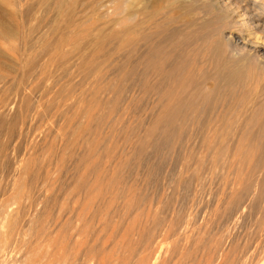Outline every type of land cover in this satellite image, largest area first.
<instances>
[{
	"label": "rangeland",
	"instance_id": "obj_1",
	"mask_svg": "<svg viewBox=\"0 0 264 264\" xmlns=\"http://www.w3.org/2000/svg\"><path fill=\"white\" fill-rule=\"evenodd\" d=\"M2 1L0 12L8 14L17 8L22 12L19 21H26V66L34 58L41 59L43 67L49 66L44 68L41 80H22L18 75L0 90V149L8 154L0 158V196L6 194L3 200L7 199L18 186L19 190L23 186L26 196L29 191L33 195L26 199L29 214L25 218L27 224L23 223L25 233H20L21 237L14 235L15 243L7 251L0 250V259H5L4 250L8 254L6 259L14 262L7 260L8 264H151L155 257L160 258L158 264H264V219L259 223L260 215H248L250 202L245 200L249 198H244L243 206L248 204L247 208L241 206L232 212L233 217L225 210L235 191L260 179L258 173L251 174L249 166L242 163V142L237 137L231 142L232 135L224 139L225 129L221 130L224 133L217 132L223 137L212 134L207 140L200 125L190 123L181 128L182 140L177 138L162 152H153L151 144L162 138L154 124L161 108H155V96L148 95L149 100L137 89V57L143 49L125 45L118 22L124 14L117 16L112 0H79L73 13L64 17L60 16L56 0H14L16 8ZM128 1L135 14L154 4V0ZM205 3L208 0H199L197 5ZM67 18L71 19L70 24ZM82 30L90 35L81 51H75L72 41ZM61 39L67 56L64 65L57 62L59 56L50 60L44 49L46 44L52 46ZM190 46L189 61H194L198 68L207 60L202 57V45ZM101 48L111 50L110 54H102ZM7 61L3 59L6 65L0 67L9 71L13 64ZM153 81L152 78L151 84ZM108 85H112L111 90ZM120 89L128 98L121 101L115 112L111 102ZM29 105L31 110L39 108L46 115L42 122H38L33 111L25 113ZM220 111H214V116ZM22 114L29 116L20 121ZM222 149L229 151L220 160ZM234 162L237 165L230 168ZM157 219L164 222L159 227ZM188 219L192 221L188 233L180 236V226ZM4 220L0 215L3 232L7 231Z\"/></svg>",
	"mask_w": 264,
	"mask_h": 264
},
{
	"label": "bare ground",
	"instance_id": "obj_2",
	"mask_svg": "<svg viewBox=\"0 0 264 264\" xmlns=\"http://www.w3.org/2000/svg\"><path fill=\"white\" fill-rule=\"evenodd\" d=\"M4 1H2V2L5 3ZM6 1L9 4V6H13V8L17 7L14 0H6ZM198 1L199 0H194L191 2H187V1L186 2H180V1L178 2V0H154L153 1L154 4L151 6V8H149V6H147V8H148V9L146 8L147 10L143 9V11L136 13V14L133 11H130L131 8L129 9V5H131V4L128 0H112L111 2H113V4L115 5V11H116L117 16L124 14V17L119 19L118 22L122 25V31L121 32H122V34H124V36H125L124 38H126V40L124 39L125 45L127 47H131V48L133 47L132 49H134L136 46H140L139 49H143L141 51L139 50L138 54L140 56L137 57V58H139L138 63H137L139 71L136 74L137 78H138V79L136 78L138 80V88L137 89H138V91H140L141 95L144 98H145V96H148V95L155 96L156 100L154 101V106L157 109L161 108L160 111L158 112L156 118H155L154 124L159 129V132H160V135L162 136V138L160 140L156 141L155 143L151 144V148H152L153 152L154 151L156 153L162 152L164 148L171 146L172 143H174V141L177 138H180L182 140V138L184 137L183 136L184 133L181 131L182 130L181 128H182V126L190 124V123L191 124L192 123H198L200 125V127L202 128L201 132L203 133V136L205 138H207V140L208 139L210 140L213 135H215L217 137V135H219L223 132V131L221 132V130L225 129L227 132L226 136L223 137V134L219 135V136H222L224 139H226V137L228 138L229 136L232 135L231 142L233 141L234 137H235V139L237 137L238 142L240 141L243 144V146L240 147L242 153L239 155L243 159L242 163L247 164L249 166L251 174L258 173L260 176L259 180L254 181V182L249 181V182H247L245 187L235 191L232 194V197L231 198L229 197L230 200L227 202L229 204V206L225 210L227 211V214H228V212L229 213L231 212V215H232V212H236L241 206H242L241 208H245L246 206H248V204H246V206H243L244 198L246 199L248 197L249 199L245 200V202L246 201L248 203L250 202L248 210H247L248 215H253V216L255 214L260 215V218H259V223H260V221H263L261 219H264V0H208L207 4L205 3L201 6L197 5ZM79 3H80L79 0H56V5L59 8V13H60L61 17H64L65 15H70L71 13H73L74 6L78 5ZM3 5H5V4H3ZM20 13H22V12L17 8L12 10L11 13H8V14H6V12L5 13L0 12V65L1 64H2L1 66H3V64H4V66L6 65V63L2 62L3 59L5 61L8 60L7 62H9V63L12 61V64H13L11 66V68H9V71L6 69L4 70L3 67H0V85H1L0 90H2V86H4L3 84L6 85V83L8 81H10L11 78L16 79V77L18 75L21 76L22 80L26 79V77L31 78V79L34 77L37 80L38 79L41 80V78H43V76L45 75V71H46V69H44V68H47L49 66V65L48 66L46 65L43 67L42 66L43 63L41 64V61H40L41 59L36 60V58H34L36 61L31 59V61L26 66V55H25L26 53L24 54V52L26 51V44H27L28 40L26 41V35L23 32V29L24 30L26 29V21L23 20L24 21L23 23H21L19 21V20H22ZM206 17H208L209 19ZM136 19H138V20H136ZM204 19H205V22H201ZM68 20L70 21L71 19H68ZM70 23H71V21L69 22V24ZM174 25L176 27H174ZM74 27H75V24H74ZM89 35L90 34L88 31L82 30V32L78 33L76 39L73 38L74 41H72V43L74 45L75 51H81L83 45L85 44L84 42L87 41L85 39ZM92 35H93V33H92ZM99 36H101V35H99ZM35 37H37V36H35ZM90 41H91V43L92 42L94 43V41H92V40H90ZM192 43H194L195 45H198V46H200V44L202 45V48H201L202 52L201 53H202V55H204L202 57H203V59L204 58L207 59L204 63L201 62L202 65H200L198 68H196L194 61L193 62L189 61L190 59H189V54H188L187 50H188V48L190 49V47L192 46V45L190 46V44H192ZM63 47H64V40L61 39V40L56 41L54 43V45H52V46L51 45L48 46L46 44L44 49L49 54V56L51 58L50 60L53 61L57 56H59V57H57V58H59V61H57V62L60 65H64L66 63L67 56L65 55L66 53L65 54L63 53ZM197 49H200V48H197ZM193 50H194V48H193ZM193 50H192V52H193ZM110 51H106V50L102 49L101 52H102V54L106 55V54H110ZM196 51L199 52L198 50H194V52H196ZM84 53H87V51H85ZM189 53L191 54V52H189ZM42 54H45V52L43 51ZM112 54H113V52H112ZM8 55H9V58H7ZM39 56L40 55H38V57ZM200 56H201V54H200ZM10 57H11V60H10ZM42 59H44V58H42ZM57 62H55V63H57ZM55 63H53V65ZM42 67H43V70H42ZM152 78L155 81H153L151 84ZM108 87H109L108 88L109 90L112 89V85L111 86L108 85ZM117 88H119V87H117ZM114 90H116V89H114ZM125 96H127V94L123 90L120 89L117 91L116 98L113 99L111 102V106H112L113 110L117 109L119 104H122L121 101L125 98ZM68 97H69V95H68ZM127 98L128 97H126L125 99H127ZM144 98H143V100H144ZM148 98H149V96H148ZM64 99H66V98H64ZM125 99H124V101H125ZM149 100H150V98H149ZM140 102H142V101H140ZM12 104H14V103H12ZM15 104H17V103L15 102ZM120 107H121V105H120ZM38 109L39 108H36L34 110V108H33L31 110V107L29 105L26 107L25 113L29 114L30 111H33L34 116H37V118L39 119L38 122H42L44 116H46V115H44L43 112L39 111ZM48 109H49V107H48ZM6 110L9 111L10 109L7 108ZM62 110H63V108H62ZM216 110L217 111L221 110V111L219 113L217 112L218 115L214 116V114L216 112L215 113H213V112ZM54 111H56V110H54ZM48 112H50V111H48ZM51 112H52V110H51ZM115 112H116V110H115ZM4 113H5V111H4ZM45 114H47V113L45 112ZM28 116L29 115H23L22 114V116L20 117V121H21V119L26 120V118H28ZM17 119H19V118H17ZM34 119L32 121H34ZM28 122L30 123V121H28ZM25 123H27V122H23L24 125H25ZM29 123H27V124H29ZM19 124H21V123H19ZM29 128H31V127H29ZM23 129H24V127H23ZM11 132H12V130H11ZM217 132L218 133L220 132V133L217 134ZM151 134H152V132H151ZM18 135H20V134H18ZM24 135H25V133H24ZM13 136L18 137V138L21 137V136H15L14 134H13ZM11 137L12 136L10 135V138ZM216 137H214V138H216ZM8 138H9V136H8ZM150 138L152 139L153 137H150ZM147 139H148V143H149L150 139L149 138H147ZM228 139H226V140H228ZM11 140H13V138H11ZM16 141L17 140H15L14 142H16ZM122 141H124V140L122 139ZM203 141H204V139H203ZM226 145H228V144H226ZM138 146H140V145H138ZM232 146H233V144H232ZM14 147L18 148V145H16V143H15ZM228 151H229V149L228 150H224V149L220 150V152H219L220 160L224 156H226V154H227L226 152H228ZM189 154H191V153H189ZM228 155H230V154L228 153ZM7 156H8L7 152L0 149V158H5ZM163 156H165V155L163 154ZM240 157H238L237 159H241ZM204 159H205V157H204ZM21 161L19 163H21ZM25 162H26V160H25ZM240 162H241V160H240ZM198 164H200V163H198ZM236 165L237 164L235 162L231 163L230 168H233ZM19 166H20V164H19ZM18 168H15V169H18ZM15 171H17V170H15ZM185 172H186V170H185ZM24 177H21L19 179H22ZM198 178H199V176H198ZM39 181H40V179H39ZM42 184L45 185V183H42ZM46 184H47V182H46ZM14 187L15 186H13V188ZM45 187H47V185ZM17 188H19V186L14 188L16 190L15 193L10 192L13 194L9 195L8 197H5L7 199L3 200V197L6 194H2L0 196V202H1L0 203V215L3 216L5 219L4 221H6V222L3 221L4 225L7 224L5 226L6 227L5 229H7V231L3 232L2 231L3 229L0 228V250L2 248H4V250L6 249L5 251H7L9 246H12L15 243V242L13 243V237L16 233H18L19 235H20V233H21V235L23 233H25L24 229L26 226L24 224H27L25 222V218L27 220L28 216L26 214H29V212L28 213L26 212V204H27L26 199H29L30 194L32 195V193H31L32 191L31 192L29 191L30 194L27 193L28 194L27 195L28 197H27L25 192L22 191V189H24L23 186L20 188V190ZM43 188H44V186H43ZM194 188H196V187H194ZM3 190H4V188H3ZM35 190L37 191V189H35ZM6 191L9 192L10 190L6 189ZM1 192H2V190H1ZM33 192L35 193V191H33ZM98 192H99V190H98ZM96 195H98V194H96ZM30 197L32 198L33 195ZM194 197H195V195H194ZM91 198H92V196H91ZM220 198H221V196H220ZM193 200H195V199H192V201ZM186 201H188V200H186ZM66 202H68V201L66 200ZM193 202H192V204H193ZM32 203H31V205H32ZM29 205H30V203H29ZM28 207L30 208V206H28ZM191 207L192 206H190V208ZM31 209H32V207H31ZM86 210H87V208H86ZM216 210H217V208H216ZM243 210L244 209H242V211ZM223 213H224V211L222 212V214ZM238 213L239 212H237V214ZM225 214L226 213H224V215ZM186 215H188V214H186ZM234 215H235V213H234ZM217 216H219V215H217ZM261 216H262V218H261ZM231 217H233V215ZM257 217H259V216H257ZM101 218H102V216H101ZM182 220H185V219H182ZM157 222H158V225H156V227H159L160 223L163 221L160 222L159 219H157ZM190 222H192V221L190 220ZM190 222L188 219L187 221L184 222L183 226L182 225L180 226V229H179L180 236L186 235L188 233ZM29 223H30V221H29ZM259 223H257V224H259ZM1 224H3V223H1ZM165 226H167V225H165ZM263 226H264V223H263ZM2 227L4 228V226H2ZM203 232H205V231H203ZM161 233H162V231H161ZM176 234H177V236H179L177 232H176ZM21 235L19 237H21ZM26 235H27V233H26ZM203 235H205V234H203ZM131 237H133V236H131ZM19 241H21V240H19ZM193 242H194V240H193ZM197 244H198V242H197ZM4 250L2 251L4 253L2 257H3V259L4 258L5 259L3 261L0 259L2 261V262H0V264H8V262L14 263V262H11V260L9 261L8 259H6V256L8 254ZM143 256H145V255H143ZM142 257H140L141 260H142ZM9 258H10V255H9ZM13 258L11 257L10 259L13 260ZM27 259H29V258H27ZM159 259H160L159 257H155L154 259H152L151 264H158ZM7 260H8V262H7ZM15 262H16V260H15ZM23 263H25V262H23ZM160 264H162V263H160Z\"/></svg>",
	"mask_w": 264,
	"mask_h": 264
}]
</instances>
